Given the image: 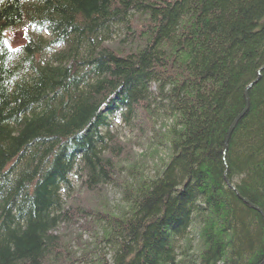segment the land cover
I'll use <instances>...</instances> for the list:
<instances>
[{
  "label": "trees",
  "instance_id": "1",
  "mask_svg": "<svg viewBox=\"0 0 264 264\" xmlns=\"http://www.w3.org/2000/svg\"><path fill=\"white\" fill-rule=\"evenodd\" d=\"M141 112L175 120L171 155L121 185L129 208L95 214L100 264L264 260V0H0V264H81L57 232L91 215L72 180L116 185L110 117Z\"/></svg>",
  "mask_w": 264,
  "mask_h": 264
},
{
  "label": "rangeland",
  "instance_id": "2",
  "mask_svg": "<svg viewBox=\"0 0 264 264\" xmlns=\"http://www.w3.org/2000/svg\"><path fill=\"white\" fill-rule=\"evenodd\" d=\"M135 17V28L141 29L145 17L140 14ZM26 34L27 30L22 28L11 30L7 32V42L10 46L17 47L24 42ZM125 42H122V38H116L108 42L107 46L122 51L128 48L129 42ZM140 43L138 41L137 46ZM143 112L139 115L140 120H129L127 123L120 117L114 118L111 123V133L120 142L122 149L116 158V185H104L89 190L82 186V182L77 181L76 177L72 180L74 189L67 201L68 205L82 207L91 215H76L69 223L60 225L57 232L65 252H72L82 260L81 264H100L104 254L109 251L104 246H98V241H102L104 236H102V225L97 222L95 214L114 215L119 214L122 209L129 208L123 200L121 185L130 182V187L149 178L156 171L163 170L169 161L171 153L167 133L175 120L164 117L157 119ZM128 170L132 172L127 174ZM200 231V224L192 225L190 238L195 244V248L191 251L192 255H198L203 250ZM185 242L187 244V240Z\"/></svg>",
  "mask_w": 264,
  "mask_h": 264
},
{
  "label": "water",
  "instance_id": "3",
  "mask_svg": "<svg viewBox=\"0 0 264 264\" xmlns=\"http://www.w3.org/2000/svg\"><path fill=\"white\" fill-rule=\"evenodd\" d=\"M248 89H249V87H247V89H246V94H245V96H246V108H245V110L243 111V113L235 120V122H234V124H233V126L231 127V129H230V131H229V134H228V136L230 135V133H231V131H232V129L234 128V126H235V124L237 123V121L244 115V113L246 112V110L248 109V107H249V98H248ZM229 138V137H228ZM245 201H247V200H245ZM248 202V201H247ZM249 203V202H248ZM253 207H255V206H253ZM255 208H257V207H255ZM258 209V208H257ZM259 264H264V260L261 262V263H259Z\"/></svg>",
  "mask_w": 264,
  "mask_h": 264
},
{
  "label": "bare ground",
  "instance_id": "4",
  "mask_svg": "<svg viewBox=\"0 0 264 264\" xmlns=\"http://www.w3.org/2000/svg\"><path fill=\"white\" fill-rule=\"evenodd\" d=\"M121 94H122V96H125L127 93H126V91H123Z\"/></svg>",
  "mask_w": 264,
  "mask_h": 264
}]
</instances>
